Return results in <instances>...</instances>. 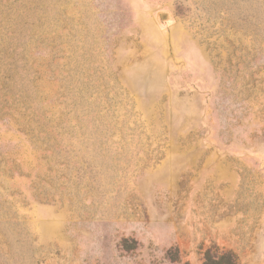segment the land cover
<instances>
[{"label":"rangeland","instance_id":"obj_1","mask_svg":"<svg viewBox=\"0 0 264 264\" xmlns=\"http://www.w3.org/2000/svg\"><path fill=\"white\" fill-rule=\"evenodd\" d=\"M264 264V0H0V264Z\"/></svg>","mask_w":264,"mask_h":264},{"label":"trees","instance_id":"obj_2","mask_svg":"<svg viewBox=\"0 0 264 264\" xmlns=\"http://www.w3.org/2000/svg\"><path fill=\"white\" fill-rule=\"evenodd\" d=\"M202 264H237L235 255L230 252H218L216 250H206Z\"/></svg>","mask_w":264,"mask_h":264}]
</instances>
